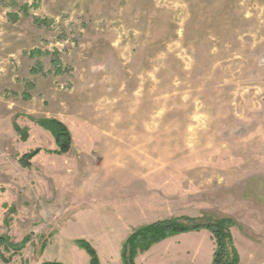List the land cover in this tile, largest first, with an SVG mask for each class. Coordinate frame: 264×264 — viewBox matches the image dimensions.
Here are the masks:
<instances>
[{
  "label": "rangeland",
  "instance_id": "1",
  "mask_svg": "<svg viewBox=\"0 0 264 264\" xmlns=\"http://www.w3.org/2000/svg\"><path fill=\"white\" fill-rule=\"evenodd\" d=\"M174 218L229 220L264 264V0H0V264H90L79 241L124 264ZM196 242L203 264L191 233L134 262L192 264Z\"/></svg>",
  "mask_w": 264,
  "mask_h": 264
},
{
  "label": "trees",
  "instance_id": "2",
  "mask_svg": "<svg viewBox=\"0 0 264 264\" xmlns=\"http://www.w3.org/2000/svg\"><path fill=\"white\" fill-rule=\"evenodd\" d=\"M48 129L57 145V154L68 153L71 147V136L68 129L60 122L51 120L41 122ZM18 130V128L15 126ZM19 132V130H18ZM40 151L35 150L21 158L23 167L28 168L29 161L38 155ZM230 221L227 219L207 221L200 223L190 219H169L142 226L134 230L125 241L122 256L124 264H135L134 259L138 253L148 251L154 244L160 243L169 237L205 230L210 233L215 249L211 264H240L239 254L234 247L233 239L229 230ZM90 257V264H98L97 256L91 246L79 241ZM44 264H60L56 262Z\"/></svg>",
  "mask_w": 264,
  "mask_h": 264
},
{
  "label": "crops",
  "instance_id": "3",
  "mask_svg": "<svg viewBox=\"0 0 264 264\" xmlns=\"http://www.w3.org/2000/svg\"><path fill=\"white\" fill-rule=\"evenodd\" d=\"M196 234H200L201 235V240L204 237H207V239L209 240L210 245H209V248H208L206 254L204 255L205 259H204V263L203 264H211L212 263L213 252H214V249H215L214 241L212 240V237H211L210 233L202 232V231L199 232V233H191V235H193V236H196ZM210 239H211V241H210ZM171 240L173 241L174 239H169L168 241L163 242V243L164 244L168 243ZM198 242H200V240H198ZM198 242H196L195 244L191 245V247H189V248H187L186 246L182 245L181 249H180V250H182L184 255H189L190 253H192V257H191V260L193 261L192 264H201L200 260H199V255H201L200 252H202V251H201V248L199 247L200 244ZM148 253H149V251L144 253L143 255H138L135 260L137 261L138 259L139 260L143 259ZM195 254H197V257L195 256ZM177 255H179V253Z\"/></svg>",
  "mask_w": 264,
  "mask_h": 264
}]
</instances>
